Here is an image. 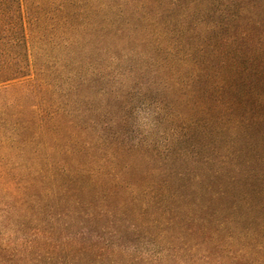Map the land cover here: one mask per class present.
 <instances>
[{"label": "trees", "instance_id": "16d2710c", "mask_svg": "<svg viewBox=\"0 0 264 264\" xmlns=\"http://www.w3.org/2000/svg\"><path fill=\"white\" fill-rule=\"evenodd\" d=\"M31 1L26 19L18 0L11 46L0 48V85L35 71L38 92L27 108L0 112V152L10 151L9 157L0 154V264H93L91 256L106 264L131 262L133 256L119 254L125 245L120 227L135 234L139 225L128 222L125 204L116 215L94 199L82 200L80 195L94 193L85 179L95 174L80 162L74 167L47 154L33 161L24 150L30 144L35 154L52 148L62 126L77 125L68 109L80 95L76 79L103 64L98 55L109 54L110 44L119 48L131 41L126 29L135 17L147 32L141 61L151 62L162 76H190L188 85L202 96L196 101L204 110L264 111V0ZM92 49V57L80 55ZM60 90L66 95H58ZM261 119L246 117L236 135L247 137ZM115 220L117 228L114 223L105 236L100 228ZM160 259L141 250V264H160Z\"/></svg>", "mask_w": 264, "mask_h": 264}, {"label": "rangeland", "instance_id": "374dc122", "mask_svg": "<svg viewBox=\"0 0 264 264\" xmlns=\"http://www.w3.org/2000/svg\"><path fill=\"white\" fill-rule=\"evenodd\" d=\"M19 1L28 19L32 1ZM17 4L0 0V48L11 46ZM141 23L133 18L126 29L131 41L119 48L110 44L109 54L98 51L103 64L76 79L80 95L68 109L77 125L62 126L52 148L35 154L30 144L23 156L37 161L47 154L74 167L80 162L96 175L85 179L94 193L80 195L82 200L94 199L116 215L125 204L128 222L139 226L135 234L120 227L125 245L119 254L134 257L122 264H141L144 249L157 254L160 264H264V111L204 110L196 101L202 96L188 85L190 76H162L141 61L147 48ZM31 75L0 85V112L36 101V72ZM249 116L262 119L242 138L237 127ZM0 154L9 157L10 151ZM117 222H104L105 236ZM91 257L93 264H106Z\"/></svg>", "mask_w": 264, "mask_h": 264}]
</instances>
